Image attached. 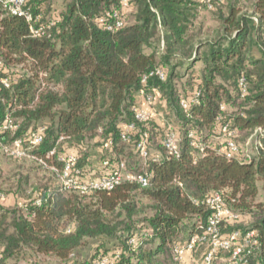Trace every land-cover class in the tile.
<instances>
[{"label": "trees", "instance_id": "1", "mask_svg": "<svg viewBox=\"0 0 264 264\" xmlns=\"http://www.w3.org/2000/svg\"><path fill=\"white\" fill-rule=\"evenodd\" d=\"M224 2L207 8L204 0H64L62 10L54 12L50 0H29V12L38 16L34 25L42 27L35 37L29 36L23 17L0 8L1 75L10 78L9 87L0 84V123L10 114L17 125L0 133L1 142L25 140L41 122L43 140L32 147L36 161L50 164L53 159L61 169L57 157L71 153L84 176L121 171L149 180L141 186L123 179L110 190L79 194L62 191L57 179L37 188L17 209L0 196V264L24 247L53 254L63 264H95L103 257L112 264H181L174 246L204 233L210 210L203 201L214 191H221L226 206L241 215L222 222L221 232L251 230L256 239L238 262L230 251L220 250L215 263L264 264V0H254L251 13L230 7L218 15L211 33L201 32L195 24L199 9H219ZM114 11L122 19L119 28L98 23ZM18 63L24 64L23 73L11 68ZM180 66L189 72L178 75ZM155 68L164 71V79L154 76L143 83V74ZM177 76L187 77L184 93L175 88ZM141 89L160 100L165 112L174 110L177 127L163 129L152 121ZM195 91L198 102L184 109L181 101ZM138 96L150 112L145 122L134 118L132 108L141 106ZM130 123L135 128L123 140L121 133ZM225 124L235 130L237 151L231 156ZM168 131L176 134V155L162 144ZM242 134L256 136L251 155L242 153L237 141ZM154 136L162 152L152 156L148 146ZM88 139H96L107 152L97 165L87 152ZM139 142L148 157L140 156ZM64 143L72 147L60 152ZM119 144L133 148L144 161L142 171L128 170L118 157ZM244 216L250 218L247 226L241 225ZM185 233L189 239L182 242ZM111 238L117 245L108 250ZM87 239L97 242L95 251L75 256ZM198 247L203 253L207 249L206 244Z\"/></svg>", "mask_w": 264, "mask_h": 264}, {"label": "built area", "instance_id": "2", "mask_svg": "<svg viewBox=\"0 0 264 264\" xmlns=\"http://www.w3.org/2000/svg\"><path fill=\"white\" fill-rule=\"evenodd\" d=\"M29 0H0V8L4 10L9 15L23 17L29 25L30 34L29 36L35 37L40 33L42 27H35L34 20L38 19V16L33 18L32 14L28 10ZM124 2L126 0H123ZM223 0H204L207 8H211L214 2H220ZM111 21H109V20ZM98 23L105 26L108 30H114L122 25V19L119 17L118 12L114 11L112 13H107L105 16L98 18ZM2 61L0 60V84L4 87L10 86V78L7 75H1ZM158 77L159 79H164V71L160 68L152 69L142 76V82L146 83L150 77ZM240 85L244 91V78L240 79ZM140 95L143 97L146 104H151L153 102V95L147 92L145 89L140 90ZM199 91H195L192 96L186 100L181 101V105L184 109L191 103L198 102ZM134 113V118L138 122H145L150 118V112L148 109L142 106H135L132 108ZM17 127L12 122L10 114H7L5 119L0 123V133L5 131L14 130ZM135 128L134 123L127 124L121 133V138L127 140L130 136L129 133ZM225 131V142L227 147V156H231L233 152L237 151V146L233 140L235 136V130L229 129L228 124L223 126ZM44 135V128H38L34 133H30L25 139H16L11 145L8 143H2L0 140V148L3 152L8 154L25 155L24 150L21 148V144L26 142L29 147L38 146ZM192 136V133H189ZM176 134L173 131H168L162 140V144L169 154H177L176 146ZM110 141L105 143V146H109ZM137 148L141 157H148V151L145 149L144 143H137ZM202 149V147H201ZM53 150L49 152L48 155L53 154ZM61 162L63 163L62 168L58 169L55 166H49L50 169L57 173L58 180L60 183V189L62 191H75L79 194H89L97 190H110L123 179H128L130 181H135L141 186H146L149 184L148 177L143 174H124L121 171L117 173H109L97 177H87L81 174L80 170L76 167L77 157L74 154H67L66 156H61ZM39 162L46 165L45 161L38 159ZM123 164H121V167ZM3 197V195H0ZM36 204L40 205L42 200L40 198L36 199ZM204 204L210 210V215L207 219L206 227L204 233L201 235H195L185 244H175L174 253L176 258L182 260L186 253L195 248L197 244H206L207 249L203 253L202 264H218L215 263L216 254L220 251H230L232 259L238 262L245 253L250 252V249L255 245V233L254 231L247 230L241 232L239 230H234L229 234H223L220 230L222 222H232L240 219V214L235 210L227 207L223 194L221 191H214L204 199ZM133 239L129 240L132 243ZM95 264H112L108 257H103L96 261ZM222 264H226L225 262Z\"/></svg>", "mask_w": 264, "mask_h": 264}, {"label": "rangeland", "instance_id": "3", "mask_svg": "<svg viewBox=\"0 0 264 264\" xmlns=\"http://www.w3.org/2000/svg\"><path fill=\"white\" fill-rule=\"evenodd\" d=\"M50 1L53 3L54 12L62 10L64 0ZM253 2L254 0H225L219 9L207 10L201 8L199 9L195 24L201 28V32L211 33L220 22L218 15H226L229 8L232 6L234 8H239L240 13H251ZM170 63H172V61H170ZM23 67H25L24 64L18 63L11 68L16 73H23L25 71ZM199 67L200 63L196 65L193 71L199 70ZM176 71L178 72V75L189 72L184 66L178 67ZM174 85L177 90L184 93V87H188L187 77H175ZM54 89L60 90V86H56ZM138 103L143 106V103L140 100ZM149 106L152 113V121L161 124L163 129L178 126L177 117L172 108L165 112L164 105L157 98H154L153 103ZM40 123L41 122H38L36 127H32L31 130L28 129L30 133H34L38 129ZM156 137L154 136L152 143H149L148 146V150L152 156L162 152V148ZM9 141L8 144L11 145L12 140ZM87 141V152L91 156V163L97 165V163L106 156L107 152L102 149L101 144L96 141V139H88ZM237 141L241 145L242 153L244 152L246 155H251V153H253V148L255 147L253 145L257 143L255 134L249 137L246 134H242L237 138ZM21 147V149L24 150L25 155L8 154L0 149V195H4L1 197V202L8 204L10 206L9 208L16 209L24 206L31 197V193L37 190V188L52 185L58 179L57 173L48 167L55 166L54 161H52L53 159L50 164L45 162L46 165H44L35 160L32 153L33 148L29 147L26 142H23ZM71 147V143H64L62 148L60 147V152H62L63 148L71 149ZM117 147L118 157L125 161L128 170H131L132 172L142 171L144 168V161L138 157L137 153L134 152L131 146L127 144H119ZM60 158L61 156H58L57 160L61 161ZM40 163L42 165H40ZM262 194L263 190L261 189L259 197H261ZM241 221L242 226L250 224V218H248V216L242 217ZM7 222H9V220ZM188 239L189 235L188 233H185L183 234L181 241L184 242ZM109 240L106 241L105 247L106 249L111 250L117 245V240L115 238ZM96 243L94 239H87L83 247L74 252L75 256L89 257L93 251H95ZM203 251L204 250L201 247L188 251L180 263L202 264ZM6 264H63V261L53 254H41L24 247L19 250L18 254L9 258L6 261Z\"/></svg>", "mask_w": 264, "mask_h": 264}, {"label": "crops", "instance_id": "4", "mask_svg": "<svg viewBox=\"0 0 264 264\" xmlns=\"http://www.w3.org/2000/svg\"><path fill=\"white\" fill-rule=\"evenodd\" d=\"M138 98H139L138 101L140 100L143 103V107H147L144 101L142 100V98L140 96H138Z\"/></svg>", "mask_w": 264, "mask_h": 264}]
</instances>
